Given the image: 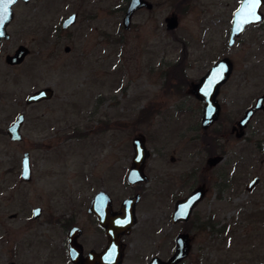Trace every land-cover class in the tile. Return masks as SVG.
I'll return each instance as SVG.
<instances>
[{
    "label": "rangeland",
    "instance_id": "374dc122",
    "mask_svg": "<svg viewBox=\"0 0 264 264\" xmlns=\"http://www.w3.org/2000/svg\"><path fill=\"white\" fill-rule=\"evenodd\" d=\"M240 1L149 0L153 10L139 11L127 29L125 0L13 6L10 38L0 43V264H68L63 244L71 224L85 229L86 251L104 247L86 209L98 190L116 207L134 192L126 177L138 135L150 151L148 182L137 185L142 199L123 264L172 253L182 229L171 222L174 204L203 182L186 264L264 263V108L242 137L232 131L264 91V6L263 20L229 47ZM71 13L76 22L62 29ZM172 15L177 27L168 31ZM19 45L29 54L8 66L5 56ZM222 57L233 70L217 95L218 119L204 130L203 102L188 90ZM44 87L53 89L51 99L25 104ZM22 112V140L13 142L5 129ZM25 152L30 182L20 178ZM210 157L218 161L211 165ZM254 176L259 182L249 192ZM34 207L42 208L37 219Z\"/></svg>",
    "mask_w": 264,
    "mask_h": 264
},
{
    "label": "water",
    "instance_id": "95a60500",
    "mask_svg": "<svg viewBox=\"0 0 264 264\" xmlns=\"http://www.w3.org/2000/svg\"><path fill=\"white\" fill-rule=\"evenodd\" d=\"M29 3L31 0H0V43L10 38L7 27L14 19L13 6L17 2ZM264 6V0H241L239 6L232 13L231 27L228 36V46L231 47L235 40L240 37L249 25H257L263 20L261 8ZM151 8V3L145 0H130L127 10L122 19L124 28L128 27L132 14L139 8ZM77 14L71 13L61 22V28L67 29L76 22ZM177 16L172 15L165 19L166 29L172 31L177 27ZM69 48L66 47L65 51ZM29 54V49L23 45H19L12 54H7L4 61L7 65H20L26 56ZM233 70L232 62L228 57H222L215 61L207 70L200 80L192 84L189 89L196 99L203 102L200 125L201 128L208 129L219 116L220 105L217 101V95L220 87L229 79ZM54 92L51 88L39 89L27 96L25 104L30 105L43 100L50 99ZM264 107V92L256 99L254 104L244 111L243 116L238 119L233 126L232 131H235V137L243 136L244 129L251 121L254 114L261 111ZM25 115L20 113L15 121L6 128V134L9 140L20 142L22 134L20 129L24 123ZM133 157L128 170L126 182L129 185H136L147 182L148 177L145 174L144 168L147 158L150 156V151L145 144L143 135H138L132 140ZM218 161L217 158H211V165ZM20 177L23 181L31 180V167L29 153L25 152L21 159ZM259 178L254 176L246 185L247 191H252L258 184ZM204 188L197 187L188 196L180 199L175 204V209L172 214V221H186L197 203L204 197ZM139 195L131 196L124 199L117 211L112 208L110 196L103 190L98 191L90 200L87 212L94 215L101 227L104 229L107 237L106 247L101 252L90 251L87 256L83 257L82 246L78 243L81 230L78 227H72L68 232L69 258L73 264H121L124 257L125 243L121 237L128 235L131 227L137 222L135 207L139 202ZM41 209L34 208L32 218L40 217ZM174 254L163 261L157 257L152 258L149 264H177L187 256L190 245L187 235L179 234L175 239ZM14 264V263H9ZM264 264V263H263Z\"/></svg>",
    "mask_w": 264,
    "mask_h": 264
},
{
    "label": "flooded vegetation",
    "instance_id": "af4514ba",
    "mask_svg": "<svg viewBox=\"0 0 264 264\" xmlns=\"http://www.w3.org/2000/svg\"><path fill=\"white\" fill-rule=\"evenodd\" d=\"M126 1V3H125V5H124V7H121L122 8V10H123V16H124V14H125V12H126V10H127V7H128V4H129V2H130V0H125ZM145 1H147V2H149V0H145ZM241 2V1H240ZM240 2H239V4H240ZM149 3H151V2H149ZM239 4H238V6H239ZM237 6V7H238ZM153 4L151 3V8H147V7H142V8H139V9H137L133 14H132V16H131V18H130V21H129V24H128V27L127 28H130V27H132L133 26V23L131 22V19L139 12V11H142V10H146V11H152L153 10ZM233 13V12H232ZM126 28V29H127ZM8 66H10V65H8ZM18 66V65H17ZM44 88H46V87H44ZM49 88V87H48ZM42 89V88H41ZM39 90V89H38ZM53 90V89H52ZM37 91V90H36ZM189 91V90H188ZM35 92V91H34ZM54 92V91H53ZM264 92V91H263ZM262 92V93H263ZM33 93V92H32ZM190 93V92H189ZM261 93V94H262ZM261 94H259L257 97H256V99L261 95ZM54 95V94H53ZM53 97V96H52ZM51 97V98H52ZM50 98V99H51ZM256 99L254 100V102L256 101ZM47 100H49V99H47ZM43 101H45V100H43ZM40 102H42V101H40ZM40 102H37V103H40ZM33 104H36V103H33ZM254 104V103H253ZM252 104V105H253ZM251 105V106H252ZM250 106V107H251ZM249 107V108H250ZM264 108V107H263ZM248 109V108H247ZM246 109V110H247ZM263 110V109H262ZM261 110V111H262ZM259 112V111H258ZM23 113V112H22ZM257 113V112H256ZM255 113V114H256ZM254 114V115H255ZM19 115V114H18ZM17 115V116H18ZM25 115V114H24ZM13 123V122H12ZM11 123V124H12ZM250 123V122H249ZM201 126V125H200ZM248 126V125H247ZM246 126V127H247ZM7 128V127H6ZM233 128V127H232ZM246 129V128H245ZM245 129H244V132H245ZM5 132H6V129H5ZM7 135V134H6ZM243 135H244V133H243ZM210 148V147H209ZM29 158H30V155H29ZM211 158V157H210ZM209 160L210 159H208V163H209ZM31 167V166H30ZM144 171H145V168H144ZM20 173H21V171H20ZM146 174V173H145ZM21 178V177H20ZM31 178H32V171H31ZM31 181V180H30ZM29 181V182H30ZM24 182H26V181H24ZM148 182V181H147ZM146 183V182H145ZM205 182H203V184H204ZM249 183V182H248ZM247 183V184H248ZM140 184V183H139ZM139 184H136V187H135V190H134V192L130 195V196H128V197H131V196H135V195H139V197H140V199H139V202L137 203V205L140 203V201H141V199H142V191L141 190H139L137 187V185H139ZM201 185L203 188H204V190H205V185ZM246 184V185H247ZM130 186H132V185H130ZM201 186H198V187H201ZM256 187V186H255ZM197 188V187H196ZM196 188H194V189H196ZM193 189V190H194ZM245 189H246V186H245ZM192 190V191H193ZM98 191H100V190H98ZM97 191V192H98ZM191 191V192H192ZM96 192V193H97ZM190 192V193H191ZM95 193V194H96ZM189 193V194H190ZM94 194V195H95ZM108 194V193H107ZM188 194V195H189ZM109 195V194H108ZM187 195V196H188ZM110 196V195H109ZM204 196H205V193H204ZM128 197H126V198H128ZM186 197V196H185ZM184 197V198H185ZM110 198H111V201H112V208H113V210L114 211H117L118 209H119V207H120V205H121V202L119 203V206L118 207H116L115 206V203L116 202H114V200L112 199V197L110 196ZM204 198V197H203ZM92 199V198H91ZM90 199V200H91ZM125 199V198H124ZM123 199V200H124ZM178 201V200H177ZM176 201V202H177ZM176 202H175V204H176ZM89 203H90V201H89ZM175 204H174V209H175ZM137 205H136V207H137ZM88 206H89V204H88ZM88 206H87V208H88ZM196 206V205H195ZM136 207H135V214H136ZM34 208H37V207H34ZM34 208L32 209V211L34 210ZM40 209H41V214H42V208L41 207H39ZM195 208V207H194ZM194 208H193V210H194ZM193 210H192V212H191V214H190V217L188 218V220H186V221H178V222H173L172 221V214H173V212H174V210H173V212H172V214H171V222L172 223H174V224H180L181 225V231L179 232V233H177L176 234V236L174 237V239H173V251H172V253L170 254V255H168L167 257H165V258H161V257H159L158 255H154V256H151L149 259H148V261L146 262V264H149V262L152 260V258H155V257H157V258H159V259H161V260H163V261H166L168 258H170L173 254H174V251H175V247H176V244H175V239H176V237L179 235V234H182V233H184V234H186L187 235V238H188V242H189V245H190V248H189V251H188V253H187V256L185 257V258H183L181 261H179L177 264H186L187 262H188V260L190 259V252H191V248H192V229H191V227H190V219H191V216H192V213H193ZM86 212H87V209H86ZM41 214H40V216H41ZM87 214H88V216H90L91 217V222H92V225H94L95 226V231H98V232H100L102 235H103V237H104V239H105V245H104V247H102L101 249H99V250H96V249H90V250H88V251H86L85 250V248H84V246H83V244L80 242V239H81V237L83 236V233L85 232V229L83 228V227H80V226H78V225H73V224H71L70 225V227L68 228V230H66V232H65V239H64V244H63V246H64V252H65V255H66V260H65V263L67 262L68 264H73V263H71V261H70V258H69V245H68V232H69V230L72 228V227H78L80 230H81V233H80V235H79V237L77 238V241H78V243L82 246V251H83V257H85V256H87V254L90 252V251H95V252H101L105 247H106V244H107V237H106V235H105V232H104V229L101 227V225L99 224V222H98V219L94 216V215H92V214H90V213H88L87 212ZM15 215H12L11 216V218L12 217H14ZM31 218H32V214H31ZM39 218V217H38ZM137 218V217H136ZM32 219H37V218H32ZM136 224H137V222L131 227V231H130V233L128 234V235H123L122 237H121V240H122V242H124L125 243V245H126V247H125V250L127 249V247H128V243L126 242V239L132 234V232H133V230H134V228H135V226H136ZM125 250H124V257H123V261H122V263L121 264H123V262H124V259H125ZM14 263L15 264V262L14 261H10V262H8V264L9 263ZM191 264H193L192 262H191Z\"/></svg>",
    "mask_w": 264,
    "mask_h": 264
}]
</instances>
